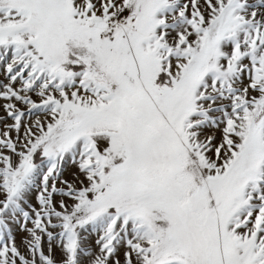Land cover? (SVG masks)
I'll return each instance as SVG.
<instances>
[{
  "label": "snow or ice",
  "instance_id": "obj_1",
  "mask_svg": "<svg viewBox=\"0 0 264 264\" xmlns=\"http://www.w3.org/2000/svg\"><path fill=\"white\" fill-rule=\"evenodd\" d=\"M0 264H264V0H0Z\"/></svg>",
  "mask_w": 264,
  "mask_h": 264
}]
</instances>
